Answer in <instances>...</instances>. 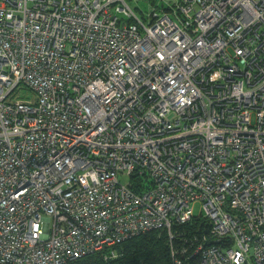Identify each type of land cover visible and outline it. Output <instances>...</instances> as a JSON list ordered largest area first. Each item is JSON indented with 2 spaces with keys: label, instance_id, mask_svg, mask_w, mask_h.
Listing matches in <instances>:
<instances>
[{
  "label": "built area",
  "instance_id": "1",
  "mask_svg": "<svg viewBox=\"0 0 264 264\" xmlns=\"http://www.w3.org/2000/svg\"><path fill=\"white\" fill-rule=\"evenodd\" d=\"M135 8L0 0V264H264V0Z\"/></svg>",
  "mask_w": 264,
  "mask_h": 264
},
{
  "label": "trees",
  "instance_id": "2",
  "mask_svg": "<svg viewBox=\"0 0 264 264\" xmlns=\"http://www.w3.org/2000/svg\"><path fill=\"white\" fill-rule=\"evenodd\" d=\"M117 246L122 255L115 259L106 260L101 253H91L71 264H175L168 234L163 230H150ZM184 264H198V259L186 260Z\"/></svg>",
  "mask_w": 264,
  "mask_h": 264
},
{
  "label": "rangeland",
  "instance_id": "3",
  "mask_svg": "<svg viewBox=\"0 0 264 264\" xmlns=\"http://www.w3.org/2000/svg\"><path fill=\"white\" fill-rule=\"evenodd\" d=\"M159 0H139V2H136L135 0H130V4L133 6V7H137L135 8V11L137 12V14L139 16H144V13L146 12H149V9L151 7V4L154 3V2H157ZM15 97H28V98H31L33 100H36V93L34 90H32L31 88L29 87H25V86H19L15 91L14 93L9 97V99L13 100L15 99ZM120 180L122 182H125V183H129L130 182V176L126 175V174H123V175H120ZM197 207V210L199 209L198 206ZM188 231H190V228L188 229ZM198 258H195L193 260H197Z\"/></svg>",
  "mask_w": 264,
  "mask_h": 264
}]
</instances>
